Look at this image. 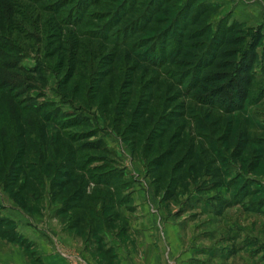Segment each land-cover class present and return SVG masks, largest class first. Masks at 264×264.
Returning <instances> with one entry per match:
<instances>
[{
  "label": "rangeland",
  "instance_id": "obj_1",
  "mask_svg": "<svg viewBox=\"0 0 264 264\" xmlns=\"http://www.w3.org/2000/svg\"><path fill=\"white\" fill-rule=\"evenodd\" d=\"M58 1L44 5L66 21L63 33L55 29L53 16L39 18L41 7H36V26L16 18L14 24L27 30L14 27L11 32L23 52L0 57V66L16 68L0 69V74L16 78L20 99L38 110V116L31 113L25 119L32 131L27 137L31 151L21 161L35 165L31 170L39 169L44 181L33 190V199L20 192L23 175L10 169L23 155L17 139L25 123L0 115V225L7 221L29 249L8 244L42 264L45 252L20 234L24 221L51 245L46 253L77 258L79 252L64 244L70 240L109 264L112 252L104 254L109 246L105 232L131 246L128 230L149 223L144 214L137 215L134 199L143 188L152 192L150 208L160 209L152 220L160 224L152 237L160 240V264H264V0H68L61 10ZM190 10L204 14L207 49L226 32L241 41L238 61L256 55L258 83L244 105L223 104L218 110L198 105L182 92L181 82L168 80L174 68H154L143 59L153 53L179 59L170 49L181 48L184 41L174 27L185 29ZM124 13H129L127 22L118 27L114 22ZM153 17L161 20L154 27L159 31L143 33L140 21ZM126 27L137 41L120 37ZM207 136L214 138L208 141ZM202 142L217 161V179L208 172L212 159H204L197 175L189 166L176 167ZM71 148L78 164L86 165L101 184L110 179V187L91 184L89 192L95 186L103 199L86 211L68 206L70 193L53 188L60 174L68 172L64 163ZM170 152L173 156L166 159ZM198 153L203 156L200 149ZM176 176H185V183L175 182Z\"/></svg>",
  "mask_w": 264,
  "mask_h": 264
},
{
  "label": "trees",
  "instance_id": "obj_2",
  "mask_svg": "<svg viewBox=\"0 0 264 264\" xmlns=\"http://www.w3.org/2000/svg\"><path fill=\"white\" fill-rule=\"evenodd\" d=\"M48 1L49 0H0V53H2L0 54V57H2V59H7L2 56L3 53H11L13 50L16 51L17 49V51L21 52V48L16 46L15 40L11 37V32L14 27H17L18 30L25 29V23L27 25L34 26L35 24L33 23V20L37 18L35 14L38 12L36 7H41L39 9L41 10L40 15L38 16L39 18L42 16V14H48L54 17V8L51 6L49 7V5H44ZM22 2H29L31 6L25 7ZM170 2L171 1H167L166 4H169ZM68 3L70 4L68 0H59L58 7L60 10L64 9L65 5ZM164 5L165 4L163 3L161 6L163 7ZM56 15H59V13H56ZM203 15L204 14L200 13L196 14L195 10H190L186 18L185 29L177 30L174 27L175 31H177L176 33H180L179 38L184 41L181 48L177 50L170 49L172 52L175 51L172 55L177 56V58H179L178 60H171V57L166 60V57L163 56V58H161V56H158L156 53L148 54L143 59H145V62L149 64V66L154 68H174V70H169L170 72L168 74V80L174 83L181 82L180 86L182 89H184L182 92L188 94V96L192 95L193 102L198 105L209 107L210 110H218L217 107L220 108L223 104H229L230 107L231 105L242 106L248 100L253 98L252 91L255 85L258 83L256 78L257 69L255 66H253V64L256 63L257 57L256 55H252L251 57L247 56L242 62L238 61L237 56L241 47V41L232 38L230 35H228L229 33L225 35L226 32L220 37L219 43H217V45L207 49L208 38L206 35H208V30H205V22L200 19ZM127 17H129V13H124L114 23L120 27L122 22H127ZM16 18H22L24 24L22 25L19 22V24H16V26L14 24L15 21L17 22ZM53 21L55 22V29L63 33L64 28L68 25H66V21H64L62 18L58 19L55 17ZM160 21L161 20L156 19L155 17L149 20V22L140 21L142 22V32L144 33L154 30L159 31L158 28L154 27L159 26ZM25 30H27V28ZM120 33L122 34L120 37L128 40L129 42L137 41L135 37L132 38V36H130L129 27L121 30ZM18 39L20 40L19 37ZM129 42L123 46L125 49L129 48ZM5 45H10L11 50L8 51ZM143 47L144 46L141 48ZM28 49H31V46H29ZM130 55L132 56V54ZM135 59L140 61L141 56H136ZM0 69L13 71L16 68L10 67V65L6 66L5 63V65L0 66ZM192 75H195V81L190 83L189 78ZM215 85L220 86L216 87ZM213 86H215V88H212ZM18 89L19 82L16 78L7 74H0V115H7L9 120L11 122L14 121L16 124L20 123V121L25 123V119L28 118L31 113H35V116H38L37 109L32 108L30 110L28 108L27 103L29 101L23 102V100L20 99V92H18ZM195 89L203 91L206 94H203L202 96H200L199 93L193 94ZM207 94H209V96H205ZM43 121H45L44 118ZM49 122L51 123V121L47 119L46 123ZM18 129L20 131V138L17 140L21 146L20 151L23 153V155L22 157L20 156L16 158V167L9 169L10 171H14L16 168L18 172L22 173L23 179L25 180V186L23 191L20 192L26 193L25 195L33 199V190L35 191L36 188L40 186V183L43 185L44 181L42 180V176L39 173L40 171L38 172L39 169H36L35 171L31 170L32 167L35 168V165L30 167L28 163L24 164V162L21 161V159H24L31 151V148L28 149L30 145L27 138L29 133L32 132L31 126H28L25 123L24 126L20 125ZM204 136L206 135L204 134ZM207 137L209 139L208 141H210L211 138H214L213 136ZM13 140H15V136H13L11 141ZM200 145V148L198 146H192L189 153L183 158V161L179 162L176 167L185 170L186 167L189 166V171L194 172L197 175L204 169V159H212V162L208 167V172L213 174L214 179L219 178V170L215 169L217 163L216 159L213 160L211 154L205 150L204 142H202ZM199 149L203 151L202 157L199 156ZM172 156L173 155L170 152L165 158L169 159ZM164 162L165 161L163 160V166L165 165ZM42 163L43 162L41 161L40 164ZM64 165L68 172L65 174H60V181L53 182V188L55 190H65L70 193L72 199L68 206H71V208L83 209L86 211L91 207H96L95 205L103 199V196L99 195V189H97V187L103 184L106 187H110V179H106L104 181L101 180L103 183L101 184L97 178L93 177L94 175L92 174V171L87 170L88 167H86V165L82 166V164H78L77 152L73 148H71L68 152V157L66 158ZM1 168L2 163L0 156V169ZM3 170L6 171V168ZM89 174L90 176L93 175L91 177V179H93L92 181H89V176H87ZM9 177L7 179H9ZM184 178L185 176H182L181 178L180 176H176L174 177V181L176 182L177 180V183H185L183 182ZM120 179H123V177L121 176ZM91 184H94L97 187L94 186L92 192H89ZM171 193L173 192L171 191ZM111 202H113V199ZM2 223L3 225H0V238L13 244L25 246L26 248L29 247L25 239H23L20 235L18 237V235L11 232V230L8 228L9 224H7V221H3ZM98 239L101 241V238L98 237Z\"/></svg>",
  "mask_w": 264,
  "mask_h": 264
},
{
  "label": "crops",
  "instance_id": "obj_3",
  "mask_svg": "<svg viewBox=\"0 0 264 264\" xmlns=\"http://www.w3.org/2000/svg\"><path fill=\"white\" fill-rule=\"evenodd\" d=\"M134 199L136 200L137 215L140 214L141 216L144 214L147 219L146 222L149 223L142 224L138 229H135L134 232L130 231L129 233L128 230V234H131L130 239H132L133 243H130L132 244L131 246L129 244L126 245L121 238H116V241L111 234L105 232V237L109 238L107 242L109 246L104 251V254L108 256L112 252V257L109 258V264H160L162 250L160 247V240L152 239L153 236H157V231L160 227L159 223H152V220L156 219V214L159 213L160 209L155 210L150 208L149 200L152 199L151 191L147 192L143 190V188H140L136 191ZM22 225L20 234L31 240L33 239L34 243L40 247V251L45 252L44 254L46 255H42V257L39 258L42 264H107L105 260H100L87 253L86 249H81L82 245L79 246V244L71 243L69 242L70 240L64 244L66 247L79 252L77 258L69 254L60 259L56 255L48 254L46 252H49V247L51 248V245L39 240L38 236L34 233V229L27 227L28 223L23 221ZM137 236L140 237V240L135 244L134 240L139 239ZM21 249L19 247L18 250H16L13 245L8 244V241L0 238V264H40L38 259L35 260L36 263L30 256L23 253ZM140 255H144V257Z\"/></svg>",
  "mask_w": 264,
  "mask_h": 264
}]
</instances>
